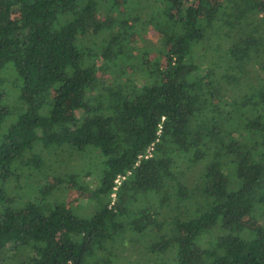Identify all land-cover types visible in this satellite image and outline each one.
I'll return each mask as SVG.
<instances>
[{"label":"trees","instance_id":"16d2710c","mask_svg":"<svg viewBox=\"0 0 264 264\" xmlns=\"http://www.w3.org/2000/svg\"><path fill=\"white\" fill-rule=\"evenodd\" d=\"M0 264H264V0H0Z\"/></svg>","mask_w":264,"mask_h":264},{"label":"rangeland","instance_id":"374dc122","mask_svg":"<svg viewBox=\"0 0 264 264\" xmlns=\"http://www.w3.org/2000/svg\"><path fill=\"white\" fill-rule=\"evenodd\" d=\"M190 1H192V0H190ZM147 31L148 32H147L146 36L148 38H150L151 41L155 42L154 45H150L147 48V50L149 51L150 58H153L154 54L157 53V50L159 48V44H158L159 42L158 41L160 40L159 38H161V37L156 32H154V30H152V28H148ZM77 161H78L77 159L72 160V164L74 165V169L76 171H80V167H79V164L77 163ZM94 166H95L94 161L91 158H86V161L84 162V165L82 167L88 170V169H94ZM87 179L88 178H84V176H82L81 181L82 180L88 181ZM50 180H52V179H50ZM15 182H18V181H15ZM91 186H92V184H91ZM78 193L79 192H77V191L68 192L70 198H67V201L69 204H77L78 202H79V204H82L84 202L81 200V196ZM92 206H93L92 203L84 204L82 206V208H80L81 209L80 212L84 213V214H90L89 209L91 211ZM125 239L127 240V241L125 240L126 241L125 243L129 244V239L128 238H125ZM138 245L140 247V244H138ZM129 246H130V244H129ZM137 251H139V249ZM125 253H128V252H125ZM132 256H135V254H133ZM132 256L129 255L130 258H132Z\"/></svg>","mask_w":264,"mask_h":264}]
</instances>
